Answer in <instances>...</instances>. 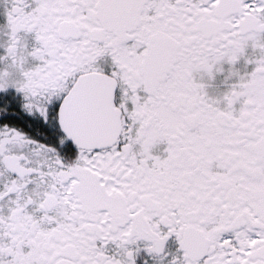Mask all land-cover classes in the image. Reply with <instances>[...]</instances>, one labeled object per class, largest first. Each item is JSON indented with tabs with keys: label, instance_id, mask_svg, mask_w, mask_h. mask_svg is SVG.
<instances>
[{
	"label": "snow or ice",
	"instance_id": "obj_1",
	"mask_svg": "<svg viewBox=\"0 0 264 264\" xmlns=\"http://www.w3.org/2000/svg\"><path fill=\"white\" fill-rule=\"evenodd\" d=\"M0 264H264V0H0Z\"/></svg>",
	"mask_w": 264,
	"mask_h": 264
}]
</instances>
